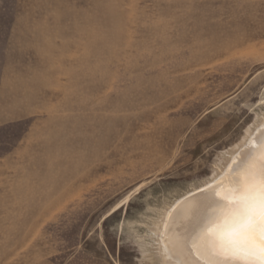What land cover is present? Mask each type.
Wrapping results in <instances>:
<instances>
[{
	"label": "rangeland",
	"instance_id": "1",
	"mask_svg": "<svg viewBox=\"0 0 264 264\" xmlns=\"http://www.w3.org/2000/svg\"><path fill=\"white\" fill-rule=\"evenodd\" d=\"M263 115L264 0H0V264H157Z\"/></svg>",
	"mask_w": 264,
	"mask_h": 264
},
{
	"label": "bare ground",
	"instance_id": "2",
	"mask_svg": "<svg viewBox=\"0 0 264 264\" xmlns=\"http://www.w3.org/2000/svg\"><path fill=\"white\" fill-rule=\"evenodd\" d=\"M248 132L245 141L229 152L224 166H218L211 178L184 193L179 201L174 200L163 214L154 228L157 251L153 258L157 264H230L226 256L234 247L230 239L233 214L225 192L238 181L242 191L234 195L244 196L253 187L247 184L249 175L264 178V115ZM206 216L212 217L215 223L208 224L203 219ZM216 227L220 231L213 236L211 231ZM258 232L259 226L257 235ZM218 253L217 260L214 257Z\"/></svg>",
	"mask_w": 264,
	"mask_h": 264
},
{
	"label": "snow or ice",
	"instance_id": "3",
	"mask_svg": "<svg viewBox=\"0 0 264 264\" xmlns=\"http://www.w3.org/2000/svg\"><path fill=\"white\" fill-rule=\"evenodd\" d=\"M247 184L252 185L244 196L236 197L234 193L242 191L237 181L225 192L233 214L230 239L234 243L233 250L226 258L230 264H264V178L253 175L247 177ZM259 188V190H257ZM223 214V213H221ZM208 224H214L212 217L203 218ZM257 226L259 232L257 235ZM220 229L213 228L211 235L215 236ZM210 257L212 253H209ZM215 259L220 258L218 253Z\"/></svg>",
	"mask_w": 264,
	"mask_h": 264
}]
</instances>
